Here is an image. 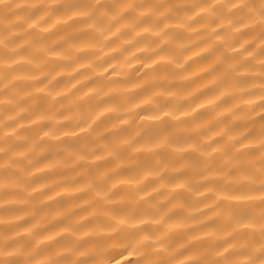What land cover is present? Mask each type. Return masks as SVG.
I'll list each match as a JSON object with an SVG mask.
<instances>
[{"label": "clouds", "instance_id": "obj_1", "mask_svg": "<svg viewBox=\"0 0 264 264\" xmlns=\"http://www.w3.org/2000/svg\"><path fill=\"white\" fill-rule=\"evenodd\" d=\"M0 264H264V0H0Z\"/></svg>", "mask_w": 264, "mask_h": 264}]
</instances>
